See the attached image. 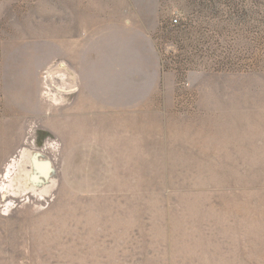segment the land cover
<instances>
[{"label":"rangeland","instance_id":"rangeland-1","mask_svg":"<svg viewBox=\"0 0 264 264\" xmlns=\"http://www.w3.org/2000/svg\"><path fill=\"white\" fill-rule=\"evenodd\" d=\"M0 264H264V0H0Z\"/></svg>","mask_w":264,"mask_h":264},{"label":"crops","instance_id":"crops-1","mask_svg":"<svg viewBox=\"0 0 264 264\" xmlns=\"http://www.w3.org/2000/svg\"><path fill=\"white\" fill-rule=\"evenodd\" d=\"M72 145V147L75 145V154H77L78 157L82 156L83 158L86 157L88 155V153H86L85 155H81L79 154V150H81L80 148H91L93 149L94 146L96 145H104L103 143L96 141V140H82V141H77L75 143L70 144ZM90 158V157H89ZM94 160H91V162H93Z\"/></svg>","mask_w":264,"mask_h":264},{"label":"built area","instance_id":"built-area-1","mask_svg":"<svg viewBox=\"0 0 264 264\" xmlns=\"http://www.w3.org/2000/svg\"><path fill=\"white\" fill-rule=\"evenodd\" d=\"M170 24L172 27H179L180 25V21L178 19V17H174L170 20Z\"/></svg>","mask_w":264,"mask_h":264},{"label":"bare ground","instance_id":"bare-ground-1","mask_svg":"<svg viewBox=\"0 0 264 264\" xmlns=\"http://www.w3.org/2000/svg\"><path fill=\"white\" fill-rule=\"evenodd\" d=\"M102 87H103V89L106 88V87H104V86H102Z\"/></svg>","mask_w":264,"mask_h":264}]
</instances>
